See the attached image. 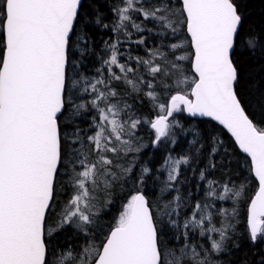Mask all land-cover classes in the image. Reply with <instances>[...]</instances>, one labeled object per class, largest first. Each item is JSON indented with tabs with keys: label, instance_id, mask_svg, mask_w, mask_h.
<instances>
[{
	"label": "snow or ice",
	"instance_id": "snow-or-ice-1",
	"mask_svg": "<svg viewBox=\"0 0 264 264\" xmlns=\"http://www.w3.org/2000/svg\"><path fill=\"white\" fill-rule=\"evenodd\" d=\"M254 2L118 0L109 24L100 14L102 5L93 11L97 0H0V264H220L222 256H236L230 245L242 204L240 235L256 249L264 245V7L257 23ZM98 29L116 34V42L104 41L108 58L89 78L78 69L96 54L89 41ZM145 32L171 34L178 42L169 44L167 53L156 48L148 59L136 57L135 66L121 63V35L144 45L143 35L132 36ZM158 88L170 93L166 101ZM133 93L148 99L154 119L137 118L125 99ZM89 111L95 112V131L87 136L85 151L84 136L72 126ZM176 113L222 126L255 178L256 191L247 199L245 183L225 182L218 192L216 182L207 181L210 200L233 203L231 213H216L219 226L210 202H197L182 225L173 218L181 207L178 189L172 201L162 208L157 203L153 211L144 191L151 169L144 166L136 174L134 161L120 163L146 147L136 137L142 123L154 133L153 146L165 138L175 144L180 134L191 135L195 146L199 131L185 128ZM212 141L209 167L215 169L211 157L221 142L214 136ZM195 151L200 154V148ZM190 162L187 155L166 161L162 192L174 187L180 166ZM199 178L206 179L205 171ZM130 179L134 190L115 222L102 224L116 190ZM69 228L94 239L80 251L60 248L59 234ZM190 233L206 243L192 244ZM227 264H264V253L259 260L244 256Z\"/></svg>",
	"mask_w": 264,
	"mask_h": 264
},
{
	"label": "trees",
	"instance_id": "trees-1",
	"mask_svg": "<svg viewBox=\"0 0 264 264\" xmlns=\"http://www.w3.org/2000/svg\"><path fill=\"white\" fill-rule=\"evenodd\" d=\"M87 3L88 0H85ZM118 3V0H97V5L93 6V11L97 6H103L100 9V14L104 18L105 23L111 24L113 15L110 8L113 4ZM264 5L259 3V0H255L253 4V10L255 12L254 20L255 22H260V11ZM142 17H137V22H140ZM145 25L152 27V25L145 21ZM143 35L146 38V44L137 45L135 43H128L127 38L121 35L120 39L122 43L118 45L121 55L118 59L121 63L131 64L135 66V58L141 57L143 59H148V51L160 48L161 51L167 53L168 45L171 43L178 42L175 37L171 34L167 36H157L154 33H134L132 40L139 38ZM92 40L89 41L90 45L93 46L95 55L85 58L83 60V67L78 69L80 74L86 75L89 78L97 76L96 68L100 67L101 59L108 58V54L105 52L104 41L116 42V34H113L107 29H98L91 33ZM131 56L132 59L129 60L128 57ZM77 59H80L77 57ZM119 72V69H116ZM106 74V70H105ZM130 76L132 74H129ZM146 75V73H145ZM118 88L122 90L124 85L121 83ZM157 93L162 101H166L169 96L168 91H163L157 89ZM87 97H85V100ZM129 103L133 105V111L135 112L137 118L141 120H151L156 116V111L153 109L152 104L143 95L137 97L135 93L130 96L125 97ZM252 118L258 123L261 119L258 110L250 109ZM94 111L84 112L80 117L76 118V123L72 126L73 129H79L84 136V143L86 145L85 151L87 150V136L93 135L95 129L93 128V116ZM175 119L178 120L185 128H195L199 131L200 135L197 138L198 143L193 146L189 143L193 139L191 135H177L176 143L172 144L167 138L159 142L156 146L152 145L154 139V134L150 126L146 123H142L138 126L136 130V137L141 141L146 147L142 148L140 153L129 154L128 157L120 161L121 164L127 166L129 163L134 161V173L138 174L141 167L147 166L151 169L149 178H146V186L144 191L148 195L150 203L153 205V211L157 203L160 204L161 208L164 203H168L174 199L177 195V189L179 190V195L181 196V207L178 209L179 216H174L178 222L182 225L186 218H190L192 212L195 210V205L200 202L202 205L205 203H211V212L214 214L213 219L217 222L221 219L216 213L221 209H227L229 213L232 212L233 203L231 200L219 201L210 200L206 196V191L208 189V180H213L216 182L217 191H222L219 185H223L225 182H231L230 186H239L241 183L246 184V198L253 195L256 191L255 178L252 177L248 171L247 163L245 161L244 155L241 154L236 148L231 137L216 123L207 119H196L187 117L184 113H176ZM174 131L179 132L178 129ZM215 137L217 141L221 142L216 145L217 153L211 157V160L215 162L216 168L212 169L209 167L210 157L209 153L213 147L212 137ZM203 145L201 148L200 145ZM200 148V154H198L195 149ZM111 155V154H109ZM189 156L191 162L189 165H181L179 168V175L177 177V182L174 183L173 188H168L165 191H161L165 187L169 175V166L166 163L169 159H180L183 156ZM223 161H230V165L222 164ZM227 166L228 170L223 171L222 168ZM203 170L206 173V179L200 180L199 173ZM133 180H128L126 186L123 189H117V194L113 197V203L108 206L107 211L103 213L104 219L101 221L104 225H111L115 222L118 217L119 212L122 210V205L126 203L127 193L133 191ZM70 194V193H69ZM64 199L67 195H64ZM244 204L241 205V217L239 223H237V236L236 240L230 247L236 252V256H222L220 264H227V260H236L237 258H243L244 256H255L257 260L260 259L261 253H264V245H261L258 249L255 246L249 245L246 239L240 235L244 231ZM107 228H105V231ZM184 230L181 229V232ZM99 235V233H97ZM191 243L199 245L201 243H206L205 240L200 238L196 234H191ZM94 238L92 236L85 237L82 233L80 235H75L71 233L70 228L67 231H62L59 234V247L60 248H75L76 251L82 250V247L86 245L88 241H92ZM182 239V237H181ZM170 244L179 245L181 241L170 240ZM239 243L241 247L237 249L235 244ZM255 249V250H253ZM51 258V257H50Z\"/></svg>",
	"mask_w": 264,
	"mask_h": 264
},
{
	"label": "water",
	"instance_id": "water-1",
	"mask_svg": "<svg viewBox=\"0 0 264 264\" xmlns=\"http://www.w3.org/2000/svg\"><path fill=\"white\" fill-rule=\"evenodd\" d=\"M186 115V114H185ZM187 116V115H186ZM188 117V116H187ZM190 118H196V119H207V120H210L209 118H206V117H190ZM211 121V120H210ZM212 122H214V121H212ZM214 123H216V122H214ZM218 125V124H217ZM220 126V125H219ZM221 128H222V126H220ZM223 129V128H222ZM224 130V129H223ZM226 133H227V131L226 130H224ZM229 136H230V134L229 133H227ZM231 137V136H230ZM232 139V138H231ZM234 142V141H233ZM237 148V147H236ZM238 149V148H237ZM239 151V150H238ZM241 154H243V153H241ZM244 155V154H243Z\"/></svg>",
	"mask_w": 264,
	"mask_h": 264
},
{
	"label": "rangeland",
	"instance_id": "rangeland-1",
	"mask_svg": "<svg viewBox=\"0 0 264 264\" xmlns=\"http://www.w3.org/2000/svg\"><path fill=\"white\" fill-rule=\"evenodd\" d=\"M152 130V129H151ZM153 132V131H152ZM154 134V133H153ZM154 209H155V207H154ZM156 210V209H155ZM70 230H71V233H74L75 235L77 234V235H80V233H78L77 231H76V229H74V228H70Z\"/></svg>",
	"mask_w": 264,
	"mask_h": 264
}]
</instances>
